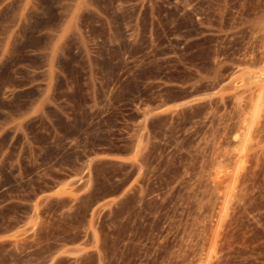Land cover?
Returning a JSON list of instances; mask_svg holds the SVG:
<instances>
[{
	"label": "rangeland",
	"instance_id": "obj_1",
	"mask_svg": "<svg viewBox=\"0 0 264 264\" xmlns=\"http://www.w3.org/2000/svg\"><path fill=\"white\" fill-rule=\"evenodd\" d=\"M0 264H264V0H0Z\"/></svg>",
	"mask_w": 264,
	"mask_h": 264
},
{
	"label": "bare ground",
	"instance_id": "obj_2",
	"mask_svg": "<svg viewBox=\"0 0 264 264\" xmlns=\"http://www.w3.org/2000/svg\"><path fill=\"white\" fill-rule=\"evenodd\" d=\"M257 114V113H256ZM244 135V134H243ZM242 136V135H241ZM238 137H240V136H238Z\"/></svg>",
	"mask_w": 264,
	"mask_h": 264
}]
</instances>
